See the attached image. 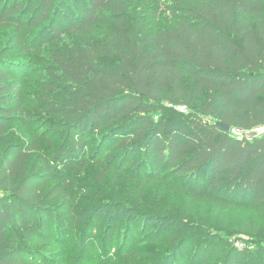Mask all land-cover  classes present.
Returning a JSON list of instances; mask_svg holds the SVG:
<instances>
[{
	"label": "trees",
	"instance_id": "obj_1",
	"mask_svg": "<svg viewBox=\"0 0 264 264\" xmlns=\"http://www.w3.org/2000/svg\"><path fill=\"white\" fill-rule=\"evenodd\" d=\"M10 2L0 0V35L14 27L18 45L29 53L34 27L42 23V30L62 17L64 28L53 26L58 43L50 58L68 98L59 102L46 94L37 110L66 121L67 142L52 159L41 154L40 169L30 167L33 154L41 152L42 135L10 140L11 125L31 114L22 81L8 66L7 52L0 54V264L33 262L19 233L42 238V230L52 229L51 205L68 196L65 173L74 161L85 164L90 134L105 138L127 129L118 145L136 154L144 148L150 157L144 171L155 179L164 180V167L185 181L176 182L184 196L222 208L248 207L241 194L264 214V136L252 132L264 124V0ZM71 3L80 9L76 15ZM150 7L168 13L174 23L159 30L139 21L140 10ZM162 110L176 116L161 119ZM100 166L102 178L113 170L104 162ZM56 221L57 230L62 218L56 215ZM178 244L174 239V247ZM245 252L235 248L223 264H238L236 254ZM260 261L264 264V253Z\"/></svg>",
	"mask_w": 264,
	"mask_h": 264
},
{
	"label": "rangeland",
	"instance_id": "obj_2",
	"mask_svg": "<svg viewBox=\"0 0 264 264\" xmlns=\"http://www.w3.org/2000/svg\"><path fill=\"white\" fill-rule=\"evenodd\" d=\"M14 2L11 0L10 5ZM71 5L76 15L80 9ZM60 18L42 30L38 29L42 23L34 27L27 42L31 53L18 45L20 37L14 27L6 28L0 35V54L7 52L12 62L8 66L22 81L24 107L31 114L29 120L11 125L10 138L14 139L10 140L28 142L33 133L42 135L37 140L41 152L30 159V167L37 165L39 169L41 154L52 159L67 142L66 121L37 110L46 94L59 102L68 98L63 78L50 58L58 43L53 26L64 28ZM138 19L159 30L174 23L168 13H156L154 7L142 8ZM49 83L55 84L53 92ZM196 107H187L184 118H188L190 108ZM159 115L161 119L176 116L169 110H162ZM127 132L120 129L105 138L103 133L87 137L85 164L80 166L74 161L75 167L65 173L69 194L60 203L51 205L52 229L42 230V238L46 239L19 233L21 246L33 259L31 264H223L226 255L235 248L236 251L246 248L244 254H236L238 264H262L264 214L251 197L237 196L249 202L248 207L222 208L211 201L184 196L176 182L185 181L170 176L164 167L162 181L144 171L150 165L146 163L147 160L150 163V157L144 148L136 154L118 145ZM133 159L132 164L125 166ZM59 162L54 160L56 164ZM100 162L113 169L103 178ZM56 215L62 218L57 230ZM32 216L39 219L36 211H32ZM22 228L30 231L26 224ZM174 239L180 241L176 247ZM228 264L233 263L229 260Z\"/></svg>",
	"mask_w": 264,
	"mask_h": 264
},
{
	"label": "built area",
	"instance_id": "obj_3",
	"mask_svg": "<svg viewBox=\"0 0 264 264\" xmlns=\"http://www.w3.org/2000/svg\"><path fill=\"white\" fill-rule=\"evenodd\" d=\"M233 132H234L235 135L239 136V138H242V136H243V132L242 131H240L238 129H234ZM252 132H255L259 136H264V124L258 126Z\"/></svg>",
	"mask_w": 264,
	"mask_h": 264
},
{
	"label": "water",
	"instance_id": "obj_4",
	"mask_svg": "<svg viewBox=\"0 0 264 264\" xmlns=\"http://www.w3.org/2000/svg\"><path fill=\"white\" fill-rule=\"evenodd\" d=\"M220 126L225 130H230V126L225 123H220Z\"/></svg>",
	"mask_w": 264,
	"mask_h": 264
}]
</instances>
